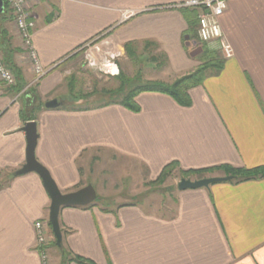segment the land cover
<instances>
[{
    "label": "crops",
    "instance_id": "crops-1",
    "mask_svg": "<svg viewBox=\"0 0 264 264\" xmlns=\"http://www.w3.org/2000/svg\"><path fill=\"white\" fill-rule=\"evenodd\" d=\"M184 1L34 3L33 45L47 71L37 80L4 0L0 54L16 82L0 78V264H42L35 223L48 222L51 200L37 174L15 175L26 164L27 122L37 123V161L64 194L88 186L86 172L102 170L105 156L128 158L152 182L175 162L182 171L264 167V0H228L220 23L233 48L229 59L206 46L193 55L197 49L186 36L193 42L197 11L178 8ZM95 40L121 54L152 49L166 55L175 74L169 84L195 72L207 52L224 64L208 69L203 83L189 91L190 107L150 92L136 98L138 112L120 105L68 106L63 100L47 109V102L65 96H56L65 71ZM174 202L169 215L136 202L63 208L64 246L94 264H264V179L177 190ZM60 249L52 237L49 264H62Z\"/></svg>",
    "mask_w": 264,
    "mask_h": 264
},
{
    "label": "rangeland",
    "instance_id": "rangeland-1",
    "mask_svg": "<svg viewBox=\"0 0 264 264\" xmlns=\"http://www.w3.org/2000/svg\"><path fill=\"white\" fill-rule=\"evenodd\" d=\"M196 32L197 29L193 33L192 41L197 38ZM105 43L107 41L104 40L99 43L95 42L92 44V48L86 47L80 51L78 58L75 60L74 68L68 67L65 71V84L56 94V96L59 94L61 97L65 96L57 98L59 101H65L68 106H99L105 101L103 98L108 99L106 96H102L103 90L106 92L117 89L120 86V81L115 79L120 73L130 79L136 78L141 83L161 82L169 84L175 78L166 55L155 54L153 53L154 50L148 49L145 50L147 53H141L136 58H131L126 53H120L121 55H119L117 49L112 46L108 47ZM93 46H96V48L94 49ZM108 48L114 51L112 53H116L115 62L117 68H112L113 75L102 72L99 65H94L100 63L96 50L101 49V51L108 52ZM138 50L139 52L143 51L141 48H138ZM214 52L219 53L217 50ZM24 54L26 53L24 52ZM89 55L90 58L92 55L91 59ZM25 57L28 56L25 55ZM153 58L156 60L154 61ZM27 60V63L32 65L29 58ZM92 60L96 61L93 63ZM200 60L203 63L206 60V56ZM11 73L13 74L12 71ZM72 87L70 96L69 91ZM68 96L72 97V99L70 101L64 100ZM75 98L80 101H76ZM128 160V158L110 159V157L105 156V166L102 170L94 171L91 169V172H86L84 182L95 186L97 190L96 203L100 202L105 208H115L118 204L124 205L136 202L141 203V206L151 213L169 215L175 208L174 194L178 190V184L183 177L176 170L167 177L164 183L152 185V181L149 180L143 169ZM223 175V173H215L205 175L203 178ZM191 179L194 181L200 178L191 177Z\"/></svg>",
    "mask_w": 264,
    "mask_h": 264
},
{
    "label": "built area",
    "instance_id": "built-area-1",
    "mask_svg": "<svg viewBox=\"0 0 264 264\" xmlns=\"http://www.w3.org/2000/svg\"><path fill=\"white\" fill-rule=\"evenodd\" d=\"M40 0H6L9 9L11 10L16 32L24 46L26 53L31 61L37 80L47 74V71L41 66L37 53L33 45V32L36 28V23L33 15L30 12V6ZM228 0H186L177 7L181 9H189L197 11L198 28L197 35L201 46L209 47L221 53L224 59L233 57V48L225 41L221 28L220 19L227 9ZM95 41L89 42L84 48H92ZM95 49L96 46H93ZM111 52V53H110ZM113 50L108 52L97 49L96 53L99 56V65L102 72L112 74V68L116 66V53ZM119 55L120 52H118ZM90 58V55H89ZM92 58V55H91ZM90 58V59H91ZM96 60H92L94 63ZM0 78L8 85L15 83V77L3 62L0 54ZM37 232L36 251L41 257L42 264H49L48 248L52 241L51 229L48 222L38 221L35 223Z\"/></svg>",
    "mask_w": 264,
    "mask_h": 264
},
{
    "label": "trees",
    "instance_id": "trees-1",
    "mask_svg": "<svg viewBox=\"0 0 264 264\" xmlns=\"http://www.w3.org/2000/svg\"><path fill=\"white\" fill-rule=\"evenodd\" d=\"M7 4V2H6ZM130 51V49L128 50ZM128 56L131 58H136L137 56L134 53H128ZM155 61L156 59L153 58ZM223 60L220 55L214 52H207L206 60L201 64V66L193 73L185 75L171 84H165L161 82H147L141 83L138 82L136 78H127L124 77L123 73H120L115 77L116 80L120 81V86L114 90H105L102 91V96L108 99L103 98L105 101L100 105L102 107H107L110 105H120L130 111L138 112L140 106L138 105L136 98L141 93H161L171 97L175 102H177L182 107H190L192 105V99L190 97L189 91L192 88H195L201 85L205 78V73L210 68L222 69ZM71 88V93H72ZM77 99V98H75ZM33 120V119H32ZM178 171L179 174L186 179L191 177H198L202 179L205 175L223 173L225 176H233V182L242 183L252 180L264 179V167L247 170L245 168L235 169L230 166H221L215 168H209L205 170L198 171H182L179 169V165L171 163L166 166L158 179L155 182H152V185H160L166 181L167 177L171 175L172 172ZM93 205L89 206L92 207ZM51 229L50 223L48 222ZM63 236H65V231L61 228ZM52 232V230H51ZM53 235V234H52ZM54 238V236H53ZM54 246L56 245V239L54 238ZM63 256L62 264H94L91 261L84 260L82 258L74 256L70 250L64 246L59 250Z\"/></svg>",
    "mask_w": 264,
    "mask_h": 264
},
{
    "label": "water",
    "instance_id": "water-1",
    "mask_svg": "<svg viewBox=\"0 0 264 264\" xmlns=\"http://www.w3.org/2000/svg\"><path fill=\"white\" fill-rule=\"evenodd\" d=\"M5 4L4 0H0V14L4 13ZM186 41H188V46L194 47L195 50L193 55H198L203 52V49L199 42L190 41L189 36H186ZM62 105L58 100H52L45 104L47 109H57ZM26 133L27 138V149H26V164L16 172V176H23L30 173L37 174L43 183V187L47 192L51 204L49 207L48 222L50 223L52 234L56 239V245L59 248L63 247V232L60 225V213L63 208L68 207H89L93 205L97 200V193L92 185H88L82 189L75 192L64 194L60 191L55 181L53 180L50 172L41 165L35 155L39 135L37 131V123L34 121L27 122L23 129ZM233 176H215L209 178H202L199 180H192L183 178L178 184L179 191L186 190H197L202 188H209L211 185L217 183L231 182L233 181Z\"/></svg>",
    "mask_w": 264,
    "mask_h": 264
}]
</instances>
